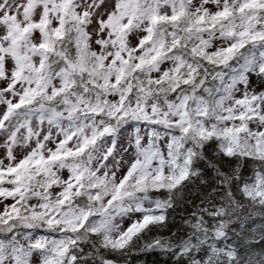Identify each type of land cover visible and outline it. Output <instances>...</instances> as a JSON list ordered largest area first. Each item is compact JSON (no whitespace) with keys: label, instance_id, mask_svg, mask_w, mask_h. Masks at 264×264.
Listing matches in <instances>:
<instances>
[{"label":"snow or ice","instance_id":"obj_1","mask_svg":"<svg viewBox=\"0 0 264 264\" xmlns=\"http://www.w3.org/2000/svg\"><path fill=\"white\" fill-rule=\"evenodd\" d=\"M0 264H264V0H0Z\"/></svg>","mask_w":264,"mask_h":264}]
</instances>
